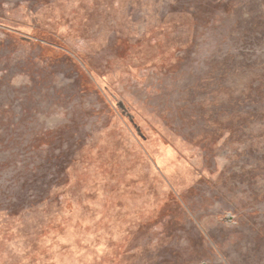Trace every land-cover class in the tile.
I'll return each mask as SVG.
<instances>
[{
  "label": "rangeland",
  "instance_id": "1",
  "mask_svg": "<svg viewBox=\"0 0 264 264\" xmlns=\"http://www.w3.org/2000/svg\"><path fill=\"white\" fill-rule=\"evenodd\" d=\"M0 264H264V0H0Z\"/></svg>",
  "mask_w": 264,
  "mask_h": 264
}]
</instances>
